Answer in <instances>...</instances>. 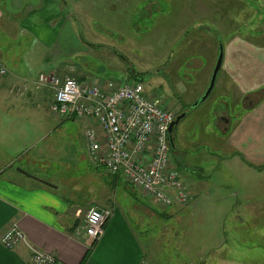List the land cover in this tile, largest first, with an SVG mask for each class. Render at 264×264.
Here are the masks:
<instances>
[{
	"label": "rangeland",
	"instance_id": "obj_1",
	"mask_svg": "<svg viewBox=\"0 0 264 264\" xmlns=\"http://www.w3.org/2000/svg\"><path fill=\"white\" fill-rule=\"evenodd\" d=\"M83 1V6L72 9H88L94 31L80 37L81 41L75 40L76 44L73 38L64 37V64L68 66L51 74L86 82L97 81L93 79L96 74L100 82L106 72L124 65L120 83L134 80L129 76L137 71L154 98L176 116L186 112L174 131L173 157L192 200L164 207L126 180L114 181L115 177L96 165L88 153L84 134L88 127H97L96 122L53 115L49 94L43 105L44 157L30 164L26 159H14L13 168L52 183L62 181L61 191L65 196L73 195L81 207L91 190L95 201L102 192H109L127 211L145 245L144 263L154 264L153 256L156 264H264V162L248 159L243 150L237 154L229 135L248 107L264 99V92L247 96L229 87L228 93L219 95L218 85L200 101L211 80L220 44L225 47L234 34L260 39L256 35L263 30L264 0H175L174 4L169 0H124L123 9L112 11L107 18L104 1L112 0ZM127 9L130 13H125ZM205 33L209 34L206 40ZM196 101L200 102L195 105ZM225 114L230 123L221 118ZM146 208L151 212H145ZM136 221L141 225H135ZM151 239L155 241L152 253ZM183 245L190 247L187 253L179 250ZM219 248L222 253L216 252Z\"/></svg>",
	"mask_w": 264,
	"mask_h": 264
},
{
	"label": "crops",
	"instance_id": "obj_2",
	"mask_svg": "<svg viewBox=\"0 0 264 264\" xmlns=\"http://www.w3.org/2000/svg\"><path fill=\"white\" fill-rule=\"evenodd\" d=\"M123 1H104L107 3L104 18L118 8L122 10ZM174 2L169 0L168 3ZM79 4L83 6L84 1L0 0V61L8 69L6 76H0V233L17 221L26 234V241L15 250L0 243V264H32L34 248L55 254L57 264H147L144 263L145 245L139 239L133 221L109 192H102L100 199L95 201L97 197L91 190L81 207L73 195L65 196L61 191L62 181L52 183L34 174L18 172L12 166L14 159H26L30 164L40 162L39 158L44 157L42 141L46 123L43 105L48 94L51 102L53 93L48 85L41 83L40 75L61 72L68 66L64 64V37L73 38L76 44L80 37L93 33L88 9H72ZM128 12L127 9L125 13ZM261 26L262 34L256 35L259 40L234 34L224 47V61L215 85V89L220 86L219 95L228 93L231 87L249 96L264 87V23ZM88 38L92 39V36ZM209 46L211 58L214 53L212 43ZM75 48L78 53L77 46ZM123 71H126L125 66L118 64L116 71L106 72L105 79L100 81L120 83ZM93 76L97 81L101 78L96 74ZM221 118L226 119L225 124L230 123L226 114ZM235 126L229 135L232 144H236V153L243 150L248 159L264 162V99L252 108L248 107ZM38 173H41L39 169ZM114 177V181L122 179ZM92 205L110 207L113 213L105 224L103 235L90 246L91 239L82 228L83 219L79 218ZM145 212L151 210L146 208ZM135 225L141 223L136 221ZM153 240L151 253L154 251ZM189 249L183 245L179 250L187 253ZM221 249L216 252L220 253ZM150 259L156 264L153 256Z\"/></svg>",
	"mask_w": 264,
	"mask_h": 264
},
{
	"label": "built area",
	"instance_id": "obj_3",
	"mask_svg": "<svg viewBox=\"0 0 264 264\" xmlns=\"http://www.w3.org/2000/svg\"><path fill=\"white\" fill-rule=\"evenodd\" d=\"M7 74L0 61V76ZM40 81L53 91L49 105L53 115L96 122L97 127H88L84 134L96 165L142 189L161 206L190 203L192 194L170 147L169 128L176 115L154 98L144 82H86L44 73ZM112 213L110 207L89 208L82 228L91 239L90 246L103 235ZM25 241L26 234L17 221L0 233V243L9 250ZM32 264H57V258L34 248Z\"/></svg>",
	"mask_w": 264,
	"mask_h": 264
},
{
	"label": "water",
	"instance_id": "obj_4",
	"mask_svg": "<svg viewBox=\"0 0 264 264\" xmlns=\"http://www.w3.org/2000/svg\"><path fill=\"white\" fill-rule=\"evenodd\" d=\"M221 42V40H219V43ZM90 45H95L97 46L98 44H90ZM224 46L221 43L220 44V48L218 50V56H217V60L211 75V80L209 82V85L205 91V93L203 94L202 98L200 99V101H205L212 93V91L215 88V85L217 83V79H218V75L220 73V70L222 68L223 65V61H224ZM200 101H196L194 102L195 105L197 103H199ZM193 103V104H194ZM187 113H181L179 115L176 116L175 120L171 123L169 131H170V146H171V150L175 151L176 150V145H175V137H174V131L177 129L178 124L180 123V120L186 115ZM24 172V171H23ZM26 173V172H25ZM44 183L48 184V185H52L49 182L44 181Z\"/></svg>",
	"mask_w": 264,
	"mask_h": 264
},
{
	"label": "trees",
	"instance_id": "obj_5",
	"mask_svg": "<svg viewBox=\"0 0 264 264\" xmlns=\"http://www.w3.org/2000/svg\"><path fill=\"white\" fill-rule=\"evenodd\" d=\"M208 35L209 34H207V33H205V40L208 38ZM215 37L216 36H213V37H211V39L215 42ZM212 40H210L209 41V44H211L212 43ZM205 44H207V42L205 41ZM213 45V44H212ZM219 50V49H218ZM217 54H218V52H217ZM207 56V55H206ZM208 57H209V54H208ZM209 68V65H208V60H207V66H206V71H207V69ZM204 74H205V72H204ZM130 78H134V82H143L142 80H143V77L141 76V75H137V73H134V72H132L131 74H130V76H129ZM80 81H82V79L80 80ZM256 92H264V87H262V88H259V90H257ZM186 109V108H185ZM171 147V146H170ZM172 151V150H171ZM172 155H173V151H172ZM174 158V157H173ZM174 161H175V164H176V167H177V169L181 172V169L179 168V165H177V161L175 160V158H174ZM182 173V172H181ZM183 175V174H182ZM184 177V176H183ZM222 250V249H221ZM220 253H222V252H220ZM223 264V263H222ZM224 264H232V263H228V262H226V261H224Z\"/></svg>",
	"mask_w": 264,
	"mask_h": 264
},
{
	"label": "clouds",
	"instance_id": "obj_6",
	"mask_svg": "<svg viewBox=\"0 0 264 264\" xmlns=\"http://www.w3.org/2000/svg\"><path fill=\"white\" fill-rule=\"evenodd\" d=\"M113 176H115V175H113Z\"/></svg>",
	"mask_w": 264,
	"mask_h": 264
}]
</instances>
